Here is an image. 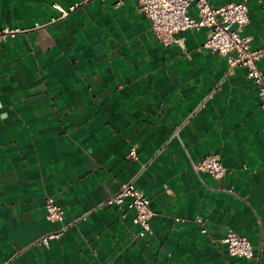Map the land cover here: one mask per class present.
Masks as SVG:
<instances>
[{
    "label": "crops",
    "instance_id": "obj_1",
    "mask_svg": "<svg viewBox=\"0 0 264 264\" xmlns=\"http://www.w3.org/2000/svg\"><path fill=\"white\" fill-rule=\"evenodd\" d=\"M117 1L0 0V28L24 30L0 41V264H264L256 85L202 48L207 28L164 45L136 0ZM241 1L243 34L264 50V0H209ZM53 4L77 6L60 17ZM188 15L198 18L193 6ZM207 155L221 179L193 168ZM129 181L155 213L145 237L132 211L104 204ZM47 198L61 222L46 218ZM230 230L249 239L251 258L229 255Z\"/></svg>",
    "mask_w": 264,
    "mask_h": 264
},
{
    "label": "built area",
    "instance_id": "obj_2",
    "mask_svg": "<svg viewBox=\"0 0 264 264\" xmlns=\"http://www.w3.org/2000/svg\"><path fill=\"white\" fill-rule=\"evenodd\" d=\"M139 9L149 19L151 31L162 44H177L180 40L175 34L188 29L207 28V36L202 48L213 53L227 56L230 68L243 67L246 69L247 78L257 87L259 99L264 105V74L258 67L259 59L264 55V50H252L250 37L243 34L244 27L249 21L248 8L245 1L230 2L220 6H213L209 0H136ZM118 0L116 4H120ZM53 8L60 12V17H65L73 11L77 4L71 5L67 11L59 5L53 4ZM193 6L198 18L188 15V9ZM24 32L21 29L0 28V41L12 38ZM128 160L137 159L136 146H131ZM197 171L204 172L214 179H221L226 169L216 155H207L193 164ZM106 205H124L132 211L133 224L138 226V236L145 237L151 233L150 220L155 215L150 206L149 199L137 189L132 181L120 185L119 190L104 202ZM46 218L53 222H61L63 209L52 198L45 200ZM180 219H176L179 221ZM196 224L202 233L206 232L202 218H195ZM59 235V232L49 233L36 239L34 245H47L49 241ZM222 242L225 244L231 257L249 259L253 256V249L248 238L239 235L235 231H228ZM6 264V263H3ZM228 264V263H226Z\"/></svg>",
    "mask_w": 264,
    "mask_h": 264
}]
</instances>
